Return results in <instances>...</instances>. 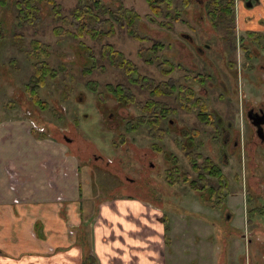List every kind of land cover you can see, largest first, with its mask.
<instances>
[{
  "label": "rangeland",
  "instance_id": "1",
  "mask_svg": "<svg viewBox=\"0 0 264 264\" xmlns=\"http://www.w3.org/2000/svg\"><path fill=\"white\" fill-rule=\"evenodd\" d=\"M102 1L113 8L122 2L126 8L135 9L142 17L136 29L141 35L149 36L151 41L140 42L129 37L117 26L115 34L103 41L111 43L115 49L132 60L141 74L150 76L156 81L161 79L155 62L167 58L174 60V64L181 63L183 68H193L191 70L193 74H205L211 68L218 72L217 78L211 79L213 86L207 91L212 98H215L218 92L217 83L221 82V86L225 89L233 87L235 79L231 78L233 69L238 65L236 57L229 53L227 45L220 40L218 34L202 26L205 23L200 22L197 12L200 6L196 0H190V8L180 12L182 21L173 20L171 27L159 24L164 18L156 19L157 21L146 18L145 15L150 11L145 0ZM56 2L61 6V12L67 14L77 0H56ZM180 3L181 0H174V5L179 9ZM13 4L14 0H8L6 6H0L2 30L0 32V128L5 136L13 132V137L5 140L3 151L12 154L20 151L22 154L27 130L34 129L37 139L46 138L47 153L45 154L50 155L53 166L57 163L58 157L67 158L71 163H75L77 169L75 173L81 188L78 203L84 207L88 202L92 204L97 199L125 195L147 197L153 192L152 185L158 181L164 201L162 205L159 204V209L155 208V213L163 217V223L157 222V224L163 227L166 236L165 247L160 252L161 255L164 252L162 256L165 264H264V221L249 223L248 238L242 237L243 232L241 236L229 234L235 229L238 231L243 229L244 207L240 198H232L227 203L226 208L234 214L231 224L227 225L225 218L222 217L225 213L223 207L213 209L205 205L200 196L193 194L184 183L171 186L165 182L162 174V168L167 166L163 161L164 157L151 152L149 144H152L153 140L144 130L128 133L122 123H115L114 116H110L111 112H116L118 109L124 116L126 110L133 115L137 114V111L133 107L118 108L106 89L105 85L108 83L116 84L124 81V76L120 72L104 63V70L96 69L90 74L83 73L85 68L89 67V65L85 66V63L87 60L90 61V54L99 56L100 45L89 36L81 39L55 36L52 32L55 25L53 14L47 2L40 4L39 19L34 26L21 27L14 19ZM236 16L238 18V15ZM236 24L238 26L237 19ZM236 28L233 25L229 34L233 43L235 39L237 41L240 32ZM32 39H39L49 45L47 62L60 71L57 73V78L47 79L39 90L38 96L46 104L44 110L30 100L24 88L33 73L35 59L12 45L13 41H18L22 48L29 50ZM152 40L160 41L164 45L163 49L154 55L146 49L152 45ZM198 46L202 48L200 55H197L194 49ZM175 52L178 56H175ZM147 57L154 58L155 62L148 63L145 60ZM62 64H65L64 72L60 68ZM183 70L180 69L172 76H178L181 83H186ZM238 79L242 82L241 78ZM88 83L97 86L96 93L89 89ZM146 94L141 93L138 99L143 100ZM101 99L103 101L99 102ZM97 105L101 108L98 109ZM212 105L218 107V103ZM116 118L120 120L119 114ZM174 119L175 134L186 129L190 133L195 131L196 144L204 140L205 127L197 121L193 113L180 110L179 116ZM64 132L67 137L73 138V144H67L61 136ZM118 134H123L126 140L121 148L113 145L114 142L119 144L116 137ZM173 136L165 138L160 144L163 149L174 151L179 157L178 164L182 170L191 173L190 164L183 156L185 153L175 144ZM50 143L52 145H49ZM200 151L205 153L206 147L202 146ZM93 152L95 154L92 155ZM192 152L194 153V150ZM80 153L85 157L91 154V157L81 160L74 155ZM131 155L136 156L140 163L130 161L128 156ZM96 156H100L102 160L95 159ZM108 159L109 164H106ZM150 162L155 165L157 162L160 164V176L158 170H151L154 166H150ZM142 166L141 170L148 174L145 183L149 193L118 189L120 182L122 183L119 176L123 178L124 171L130 177H137L134 169ZM230 166L227 168L229 176L233 171ZM253 171V183H255L254 179H260L261 175L264 177V168L257 167ZM262 182L264 183V180ZM262 187H257V190H261ZM132 230L136 231L135 228ZM250 231L255 234H249Z\"/></svg>",
  "mask_w": 264,
  "mask_h": 264
},
{
  "label": "flooded vegetation",
  "instance_id": "2",
  "mask_svg": "<svg viewBox=\"0 0 264 264\" xmlns=\"http://www.w3.org/2000/svg\"><path fill=\"white\" fill-rule=\"evenodd\" d=\"M182 2L183 0H181L179 6L182 5ZM196 2L200 6L197 11L200 16V22L205 23L202 26L204 28L208 27L213 33L218 34L220 40L224 41L225 45H227L229 53L234 54L236 57L235 59L238 65L233 69V77L231 78L235 79L233 87L225 89L221 86V82L217 83L216 85H218V87H216V89L218 92L215 98H212L207 91H209L210 86H213L211 79H216L218 72L211 68V70L205 74H193L191 73L193 68H183L181 63L176 62V64H174V60L171 59V61L167 59L174 66L171 71L166 73L160 71L156 67L162 77L156 82L162 86V89H160L159 94L155 96L160 105L159 107L163 109L160 115L162 117V126L165 128V134L163 138L155 140L149 136L144 127H139L138 130L132 132H137L142 129L146 132L147 136L153 140V143L149 144L151 145V152L157 154V156L161 154V157H164V163L167 165L162 168L163 179L167 184L173 186L177 183H184L193 191V194H198L200 196L205 205L207 204L213 209L223 207L225 213L222 217L225 218L224 220L227 225L231 224L234 217V214L226 208L227 203L232 198H240L244 207L243 229L241 231L235 229V231H231L229 234L241 236L243 232L242 237L248 238V225L264 221V183L262 182L264 177L261 175L260 179H254L255 183L252 181L254 176L253 169H257V167H259V169L264 168L263 0H232V5L230 7L234 15L233 22H231V17L227 16L222 20L221 18L217 19L219 22L217 26L212 24L209 15H219L217 14L218 11L207 6L208 0H196ZM190 5L191 3L189 0L187 6L180 7V9L177 8V13L180 15L182 10L185 12V10L190 8ZM222 12H224V10L220 11V13ZM236 15H238V18ZM180 18L179 16L176 21H182ZM236 19L238 26L236 24ZM242 23H244V25H242ZM233 25L240 31L237 41L235 39L234 43L229 36ZM206 47H208V45H206ZM194 49L197 55H200L202 48L198 46ZM175 56H178L177 52H175ZM180 69H184V79H186L185 81L187 84L181 83L178 76H172L174 73H178ZM190 74H192V76ZM238 78H241L242 82H240ZM127 83L129 89L125 91L126 94L133 96L137 101L146 100L148 97L146 91H142L134 82L129 83L127 81ZM141 93H147L146 98L143 100L138 99V95ZM110 96L113 98L118 108L126 109L128 107H133L135 111H137V114L134 113L133 115L126 110V115L123 116L122 112L115 108L118 112L110 113V116H114L115 119L113 120L115 123H122L125 131L130 133L131 131L126 130V124L128 120L139 115L136 104L126 102V100H118L111 94ZM102 101L103 99H101V101L99 100V102ZM216 103H218L217 108L212 105ZM97 107L98 109L101 108L100 105H97ZM180 110L193 113L197 121L205 127L204 140L196 144L194 141L196 138L195 131L190 133L186 129H182L180 133H174V118L179 116ZM118 114L120 120L116 118ZM31 130L34 129L31 128L30 131ZM50 136L53 135L50 134ZM61 136L64 137L67 144H73V138L67 137L66 132ZM170 136H173L175 144L185 153L183 156H185L190 164L189 168L191 173L184 171V169L182 170L178 164L179 157L174 151H168L162 148V144H160L161 141H164L165 138ZM116 137L119 144L117 145L115 142L112 143L115 147L121 148L122 145H125V137L123 134H118ZM202 146L206 147L205 153L202 152L203 154L200 151ZM193 150L194 153L192 152ZM135 152L136 151H134V153ZM230 153H232V155H230ZM91 154L93 155L95 152ZM91 154L86 157L82 153L74 155H77L81 160H85L87 158L89 159ZM196 156L198 157L196 158ZM99 157L100 156H96L95 159H100ZM128 158L130 161L134 160L140 163V160L136 158V156L134 157V155L128 156ZM201 163L203 166L202 168L195 166L196 164L201 166ZM106 164H109V159L106 161ZM149 164L150 166H154L151 170H158L160 176V164H158V162L156 165L153 162ZM229 166L231 170L233 169L234 171H232L230 176L227 174V168ZM142 168L143 166L134 169L137 177H130L123 170V178L119 176L122 183L120 182L118 189L127 192L139 191L147 193L148 189L145 182H147L148 174L143 172V170H141ZM155 185H152L153 192L148 194L150 198L148 196H144L143 198L136 197L154 206H159V204L162 205L164 201V198L160 194L162 189L158 181H155ZM259 186H263L261 190H257ZM157 194H159L158 197H156ZM256 205H258V207H255ZM250 233L252 232L250 231L249 234ZM252 234H255V232Z\"/></svg>",
  "mask_w": 264,
  "mask_h": 264
},
{
  "label": "crops",
  "instance_id": "3",
  "mask_svg": "<svg viewBox=\"0 0 264 264\" xmlns=\"http://www.w3.org/2000/svg\"><path fill=\"white\" fill-rule=\"evenodd\" d=\"M26 135L12 154L3 147L13 132L0 133V264L166 263L159 206L125 195L84 207L75 163L53 166L46 138Z\"/></svg>",
  "mask_w": 264,
  "mask_h": 264
},
{
  "label": "trees",
  "instance_id": "4",
  "mask_svg": "<svg viewBox=\"0 0 264 264\" xmlns=\"http://www.w3.org/2000/svg\"><path fill=\"white\" fill-rule=\"evenodd\" d=\"M8 0H0V6L7 5ZM47 2L50 4L54 26L52 32L57 37H72L74 39H81L84 36H89L94 42L100 45L99 56L90 54V61L85 63V74H90L92 71L99 69L104 70V63H107L114 70L120 72L124 76L123 82L117 84H106V89L118 100H126L136 104L139 115L127 121L126 130L135 131L139 127H144L153 139H161L165 134V128L162 126L161 113L163 109L159 107L156 100V95L162 86L154 78L142 75L138 71L136 64L127 58L121 51L115 49L111 43L103 42L105 38L111 37L115 34L116 26L124 30L126 34L140 42L150 40L147 35H141L136 29L137 23L142 17L132 8H126L122 2L117 7H110L102 0H77L74 7H72L67 14L61 12V6L56 0H14L13 8L15 10L14 19L21 27L34 26L39 19L40 4ZM148 5L149 13L146 18L157 21L156 19L164 18L159 21L161 26L171 27L173 20H178L179 14L177 7L174 5V0H145ZM223 2V3H222ZM232 0H208V7L216 9L219 15H209L211 22L214 26L218 25L217 19L221 20L224 17H231L233 22V11L231 9ZM189 4V0H183L181 7ZM220 13V11H223ZM0 32L1 24H0ZM15 36V35H14ZM17 36V35H16ZM15 36V37H16ZM153 43L150 47L146 48L156 54L160 49H163V43L160 41L152 40ZM12 45L17 47L21 52L33 56V73L31 74L29 82L26 84L25 91L30 100L39 105L43 110L46 108L44 100L42 101L39 96V90L45 85L47 79H55L60 73L59 69L49 65V45L39 39H32L29 44V50L22 48L18 41H13ZM148 63H154V58H145ZM156 67L164 73L171 71L173 64L166 59L163 61L155 62ZM63 72L65 71V64L60 66ZM127 81L136 83L142 91H146L148 97L144 101H137L125 93L128 88ZM88 83L89 89L93 93L97 92V86H91ZM166 88V87H165ZM167 89V88H166ZM33 135L37 133L31 130ZM198 156H196L197 158ZM196 161V159H195ZM194 166V165H193ZM197 167H203L195 165ZM194 166V167H195Z\"/></svg>",
  "mask_w": 264,
  "mask_h": 264
}]
</instances>
